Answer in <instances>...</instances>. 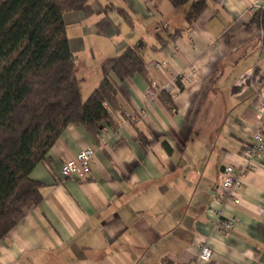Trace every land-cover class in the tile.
I'll return each mask as SVG.
<instances>
[{
	"label": "crops",
	"instance_id": "1",
	"mask_svg": "<svg viewBox=\"0 0 264 264\" xmlns=\"http://www.w3.org/2000/svg\"><path fill=\"white\" fill-rule=\"evenodd\" d=\"M262 2L207 0L190 27L186 7L168 0H91L88 18L64 13L82 99L128 46L141 44L146 73L118 82L115 126L97 141L68 125L52 144L30 174L42 200L0 240V264H264V161L245 172L238 205L216 197L222 167L245 168L242 151L259 127L264 28L251 8ZM84 148L93 150L89 174L63 179V163ZM210 206L235 218L227 234ZM206 243L212 255L202 262Z\"/></svg>",
	"mask_w": 264,
	"mask_h": 264
},
{
	"label": "trees",
	"instance_id": "2",
	"mask_svg": "<svg viewBox=\"0 0 264 264\" xmlns=\"http://www.w3.org/2000/svg\"><path fill=\"white\" fill-rule=\"evenodd\" d=\"M168 1L174 9L186 7L188 27L207 6V0ZM90 3L0 0V240L24 210L41 202L42 185L30 174L48 160V151L63 130L80 126L97 141L105 127L115 126L112 111L119 109L118 82L135 74L145 76L141 44L128 46L115 58L111 73L82 99L63 15L81 12L88 18L93 14ZM117 10L131 24L126 12ZM253 20L264 28V11H255ZM182 33L176 29L166 37L173 40ZM156 38L158 43L166 40L160 34ZM163 101L172 106L167 98Z\"/></svg>",
	"mask_w": 264,
	"mask_h": 264
},
{
	"label": "built area",
	"instance_id": "3",
	"mask_svg": "<svg viewBox=\"0 0 264 264\" xmlns=\"http://www.w3.org/2000/svg\"><path fill=\"white\" fill-rule=\"evenodd\" d=\"M251 10L264 11V0L262 3H254ZM150 65L155 68L165 67V62H151ZM195 71H190V76L194 77ZM152 84H156L153 81ZM150 95H154L153 91H149ZM259 119V127L252 135V142L247 145L242 156L246 160L243 170H236L232 165H224L221 170L222 180L217 189L216 197L223 205H238L240 203V193L243 187V176L249 169H253L258 162L264 161V105L262 110L257 114ZM93 158V150L84 148L75 154L74 158L66 160L61 167V176L66 178H82L89 174L91 162ZM206 214L210 217L214 224L222 234H227L235 225L236 220L233 217L225 218L220 210L214 209L212 206L206 209ZM212 255L211 247L206 243L200 246L198 260L208 262Z\"/></svg>",
	"mask_w": 264,
	"mask_h": 264
},
{
	"label": "rangeland",
	"instance_id": "4",
	"mask_svg": "<svg viewBox=\"0 0 264 264\" xmlns=\"http://www.w3.org/2000/svg\"><path fill=\"white\" fill-rule=\"evenodd\" d=\"M144 47V46H143ZM144 54V56H146V51L143 53Z\"/></svg>",
	"mask_w": 264,
	"mask_h": 264
}]
</instances>
